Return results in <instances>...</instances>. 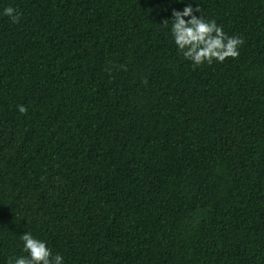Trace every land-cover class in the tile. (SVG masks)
<instances>
[{"label": "trees", "instance_id": "1", "mask_svg": "<svg viewBox=\"0 0 264 264\" xmlns=\"http://www.w3.org/2000/svg\"><path fill=\"white\" fill-rule=\"evenodd\" d=\"M188 4L238 58H183ZM27 232L63 264H264V0H0V264Z\"/></svg>", "mask_w": 264, "mask_h": 264}, {"label": "clouds", "instance_id": "2", "mask_svg": "<svg viewBox=\"0 0 264 264\" xmlns=\"http://www.w3.org/2000/svg\"><path fill=\"white\" fill-rule=\"evenodd\" d=\"M200 12V8L193 9L188 4L182 11H173L171 20V35L175 46L185 60L191 61L193 66H201L205 63L211 65L213 61L223 63L226 59H236L240 53L239 47L244 44L239 36H228L222 26L212 21H206L201 16L197 18L193 13ZM3 15L10 17L13 23L19 22L17 10L8 6L3 10ZM190 17V19H185ZM168 20L163 21L167 26ZM21 115L27 113V108L17 105ZM23 251L26 256L12 257L7 264H63V256L53 255L44 241H41L27 232L21 235Z\"/></svg>", "mask_w": 264, "mask_h": 264}]
</instances>
